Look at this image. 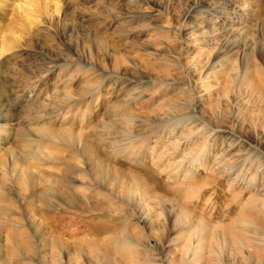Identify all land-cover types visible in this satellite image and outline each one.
Masks as SVG:
<instances>
[{
    "label": "rangeland",
    "instance_id": "1",
    "mask_svg": "<svg viewBox=\"0 0 264 264\" xmlns=\"http://www.w3.org/2000/svg\"><path fill=\"white\" fill-rule=\"evenodd\" d=\"M0 264H264V0H0Z\"/></svg>",
    "mask_w": 264,
    "mask_h": 264
},
{
    "label": "bare ground",
    "instance_id": "2",
    "mask_svg": "<svg viewBox=\"0 0 264 264\" xmlns=\"http://www.w3.org/2000/svg\"><path fill=\"white\" fill-rule=\"evenodd\" d=\"M67 197H70V198H72V195H71V194H69ZM89 201H90V200H89ZM100 210H101V211H103V212L105 211V209H104L103 207H101V208H100Z\"/></svg>",
    "mask_w": 264,
    "mask_h": 264
}]
</instances>
